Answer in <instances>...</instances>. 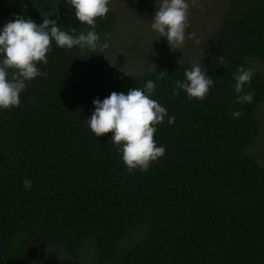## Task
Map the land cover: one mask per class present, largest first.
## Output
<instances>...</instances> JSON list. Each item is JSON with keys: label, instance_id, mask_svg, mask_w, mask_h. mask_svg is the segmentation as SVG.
<instances>
[{"label": "trees", "instance_id": "obj_1", "mask_svg": "<svg viewBox=\"0 0 264 264\" xmlns=\"http://www.w3.org/2000/svg\"><path fill=\"white\" fill-rule=\"evenodd\" d=\"M70 7L0 0V25L13 14L39 23L44 12L60 29L86 31ZM116 17L95 18L100 36ZM209 38L214 50L196 61L163 60L117 78L105 72L104 49L50 41L47 63L37 62L46 75L26 82L17 106L0 109V264H264V162L248 152L261 131L264 72L247 62L264 61V0H228ZM193 63L214 84L202 99L173 96V81ZM237 65L255 69L243 88L252 103L235 102ZM148 79L174 120L166 115L153 134L164 154L129 173L111 132L96 136L87 116L94 97Z\"/></svg>", "mask_w": 264, "mask_h": 264}, {"label": "clouds", "instance_id": "obj_2", "mask_svg": "<svg viewBox=\"0 0 264 264\" xmlns=\"http://www.w3.org/2000/svg\"><path fill=\"white\" fill-rule=\"evenodd\" d=\"M69 4L72 15L89 26L86 31L72 34L60 29L56 22L58 17L50 18V13L44 12L39 23L28 16L13 14V19L0 25V109L17 106L26 82L37 75H46L37 67V62L47 63L50 41L58 47H87L92 51L100 49L101 53L109 46L108 34L101 39L95 19L109 11L108 0H69ZM155 4L150 28L165 38L170 49H181L189 28V0H158V4L155 0ZM254 72L251 66L237 65L232 89L236 94L235 102L252 103L254 93L243 88ZM213 84L212 75L199 63H193L190 69H185L183 80L173 81L171 94L175 96L178 90H183L188 98L202 99ZM154 89L155 82L148 79L143 87H130L126 92L114 90L102 99H92L94 108L87 116V126L96 136L111 132L110 142L117 146L129 173L133 169L147 170L165 151L164 145H157L153 134L157 123L166 115L169 124L174 116L168 115L166 108L152 98ZM230 114L237 118L240 111L230 110ZM22 184L28 190L32 181L25 178Z\"/></svg>", "mask_w": 264, "mask_h": 264}, {"label": "rangeland", "instance_id": "obj_3", "mask_svg": "<svg viewBox=\"0 0 264 264\" xmlns=\"http://www.w3.org/2000/svg\"><path fill=\"white\" fill-rule=\"evenodd\" d=\"M189 3V28L184 43L181 49H170L165 38L150 28L155 0H108L109 10L117 17L113 29L107 33L109 46L104 49L107 76L117 78L126 73H144L168 59L196 61L213 51L215 42L209 35L224 15L228 0H189ZM247 62L264 72V61L250 57ZM256 114L261 131L248 152L264 162V102L257 107Z\"/></svg>", "mask_w": 264, "mask_h": 264}]
</instances>
